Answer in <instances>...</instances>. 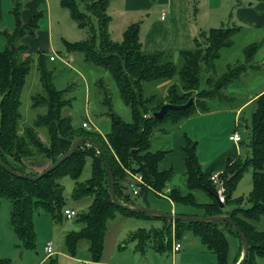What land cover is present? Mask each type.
Instances as JSON below:
<instances>
[{"label":"trees","instance_id":"obj_1","mask_svg":"<svg viewBox=\"0 0 264 264\" xmlns=\"http://www.w3.org/2000/svg\"><path fill=\"white\" fill-rule=\"evenodd\" d=\"M60 4L69 11L78 28L89 31L85 41L64 42L66 49L82 53L87 63L110 73L123 103L131 111L132 122L124 121L113 111L112 97L104 84L103 102L108 107L110 132L103 136L83 127H74L72 118L63 114V110L71 105V99L67 97L68 90H58L54 86V70L49 65L48 55L39 52L34 59L28 48L21 43L25 35L35 34L42 13H37L28 23H23L18 3L12 11L15 26L12 31L3 32L5 46L0 51V159L15 171L37 176L41 172H27V168L33 167L31 162L39 160L41 167H49L60 158L56 157V153L62 152L63 141L68 142L62 155L79 137L97 140L108 157L117 183L116 196L119 201L140 204L138 200L141 199L145 206L150 207L149 197L158 196L171 201L176 213L181 215L214 216L227 213L248 239L249 257L246 264H258L256 259L264 257V231L258 230L254 224L264 218V92L252 102L248 129L250 138L247 144L250 156L229 162L222 175L226 178L227 193H231L227 203L236 204L229 212L221 209L212 195L216 194L215 185L210 179L211 175L204 173L194 142L188 141L184 147L187 191L171 189L173 172H161L158 168L168 151L152 150L154 135L159 131H168L164 127L165 123L170 122L177 127L198 111H210V101L220 99L228 85L252 68L258 44L248 46L244 50L245 60L228 65L223 73L218 71L216 61L224 50L234 46L240 27L222 26L201 32L194 39V48L180 51L175 58L174 52L166 49L145 51L140 41L139 24L128 26L122 41H113L109 34L110 0H60ZM35 61L42 91L32 96V107H45L46 112L38 115L29 125L24 124L21 111L22 93ZM208 71L222 79L214 81ZM165 82H172L165 97L162 98L157 93L146 94V84L158 88ZM194 96L195 101L189 108L169 110L161 119L153 117V113L159 111L164 104L183 105ZM40 128L46 129L48 141L41 140L38 131ZM88 158L91 159L92 176L82 182L79 179ZM46 161L50 163L46 164ZM248 167L252 169L253 188L247 200L233 199L232 193L237 182ZM126 171L140 173L143 177L144 184L136 183L139 187L136 196L130 190L134 179ZM66 177L75 181L72 191L75 201L92 198L87 212H76L74 217L81 228L65 234L64 253L71 257H78L80 244L85 241L88 245V260L100 262L105 249L107 224L118 214L158 219L131 213L114 205L108 194L107 173L102 155L97 153L94 146L82 144L72 157L36 182L16 177L0 167V204L3 200L10 203L9 224L19 241L18 248H37L38 235L34 225L36 213L44 211L50 214L55 223H62L67 219L64 186L61 182ZM199 189L211 197L210 201L199 200L196 194ZM245 203L250 206L246 207ZM180 207L191 208L196 213L186 214ZM220 224L225 225L240 240L238 234L225 222L202 224L178 221L174 223L175 235L177 239H181L192 232L206 249L216 255L217 261L214 264H227L229 241L219 229ZM128 241L135 242L136 250L141 252L150 243L159 252L171 250L172 245L171 232L156 229H139L128 237ZM240 257L241 255L237 257L235 264ZM51 258L52 256L48 259ZM0 264H11V260H0ZM50 264L56 263L51 259Z\"/></svg>","mask_w":264,"mask_h":264},{"label":"crops","instance_id":"obj_2","mask_svg":"<svg viewBox=\"0 0 264 264\" xmlns=\"http://www.w3.org/2000/svg\"><path fill=\"white\" fill-rule=\"evenodd\" d=\"M16 1L17 0H0V51H2L5 46L3 32L12 31L15 26V19L12 11ZM40 1L41 0H30L26 4L24 10L21 11V20L23 23H28L37 14L38 3ZM43 2L46 7V21L43 23L46 25V32L42 33L39 31L36 36L33 37L31 35H25L21 39V43L25 45L29 51L37 50L38 52L45 53L48 49L50 52L47 55L51 68L52 65L50 62L56 61V58L54 61L50 60V56L53 55L54 52L58 54L59 60L61 59L60 61L63 65L73 69L75 64L77 69L82 72L84 76L86 75L85 83L87 82V93L90 90H95V93L101 98L103 96L102 85L105 84L109 89V80L111 79L116 86L112 76L108 72L110 79H107L108 75L104 69L87 63L82 53L69 52L66 49L64 42L74 43L79 41L80 38L72 37H77V30L81 29L77 26L78 29H76V31L72 28L68 32L66 26L65 30L64 26L65 22H67L66 13L61 11V9H57L52 0H43ZM61 8L63 7L61 6ZM54 11L56 17H54ZM163 13L166 14L164 19L162 18ZM108 14L111 17L109 24L110 36L114 34V32H112V34L111 31H115L116 35H118L115 40L118 42H120L121 38L123 39V34L128 26L139 24L140 41L145 51L153 52L166 49L174 52L175 58H177L180 51L194 48V39L198 38L201 32L217 27L216 25L222 27L226 22H229L233 25L231 27H240V31L235 37L234 47L236 46L237 37L239 35L241 36L244 32L243 30L247 28V31H245L247 35L241 36V38L246 37V40L242 48L240 46V52L242 51L244 54V50L248 46L257 43L259 47L253 60L255 65L251 69L264 70V0H110ZM206 18L212 20L207 22L205 20ZM54 22L61 26L58 36L65 50L64 52L55 51ZM113 36L111 39L114 41ZM224 62L230 65L232 60H226ZM223 65L220 66V72L226 70L227 65H224L225 67H223ZM245 77L246 73L238 80L228 85L224 90V95L221 96L220 99L211 100L214 104L209 103L210 111H198L191 117L182 121L179 126L173 127L170 130L168 129L167 132L165 130L159 131L154 135L158 138V141L162 142L171 138L170 141H166L170 148L159 149L168 151L158 164V168L161 172L172 171L173 178L177 172H182L186 175L187 167L184 147L187 145L188 141L194 142L197 147V142L193 140L195 138L190 135L189 130V122H192L190 121L192 118H196L198 121L204 119L221 121L225 116L223 114H229L230 120L233 117L230 115L232 113L234 114L233 126L231 127V134L229 137L233 133H238L241 136L240 142H234L228 137L229 141L233 143L230 150L220 153L211 162H201L200 156L198 155L199 162L206 175H212L214 173L224 174L229 162L250 156V150L248 147H245L242 135L238 130L243 124H245V130L250 128L251 122L245 120L243 113L250 108L252 102L264 92V83H256V81L254 82L249 77ZM116 88L118 90L117 86ZM86 97H89L88 94ZM119 97L121 99L120 93ZM222 101L230 102L233 106L231 108H221L220 105H223L221 103ZM90 104L94 107L91 110L95 112L96 108L94 104L91 101ZM96 112L99 113L101 111L97 110ZM246 126H248V128H246ZM102 135L105 136L106 134L102 133ZM248 151L249 155L247 154ZM171 152L172 154H170ZM170 188L176 187L170 185ZM199 191L200 197L203 198V196H208L203 190L199 189ZM209 198L211 199V197ZM3 202L1 203L2 205L4 204ZM167 203L169 204V209L161 210L167 213H176L174 204L171 201H167ZM2 205L0 207V260L10 259L8 257L12 254L11 247L14 242V232L9 227L10 207L9 205ZM192 212L196 213V211ZM185 213L194 214L191 212ZM121 220L122 222L134 220L138 224L137 229L135 228L136 230H129L126 232V234L120 238V240H122H118L119 242L117 241L115 243L109 255L104 249L102 260L100 262L92 261L93 264H214L217 261L216 255L206 249L200 239L198 240L201 245L199 243L197 244L195 238L198 237L192 232L184 236L188 241L185 245L180 238L177 239L176 235H173V232L175 234V225L173 222H170L172 223L170 224L169 221H155L159 219L122 215ZM139 229H156L163 230L164 232H171V250L159 252L153 247V244L150 243L146 250L141 252L136 250L135 242L126 244V242H128V237ZM176 241H179L182 247L179 251L173 252V245ZM63 254L67 255L66 253ZM50 257L51 256L48 258ZM72 258L75 259L78 264H83L84 261H90L81 257Z\"/></svg>","mask_w":264,"mask_h":264},{"label":"rangeland","instance_id":"obj_3","mask_svg":"<svg viewBox=\"0 0 264 264\" xmlns=\"http://www.w3.org/2000/svg\"><path fill=\"white\" fill-rule=\"evenodd\" d=\"M30 0H17L16 4L19 3L21 10L23 11L26 4ZM52 2L55 4L57 9H61V11H64L67 15V22H65V30L67 26L68 32L73 28H77L76 22L70 17L69 11L67 9L61 8L60 5V0H52ZM14 4V6L16 5ZM37 13H42L41 16L39 17L38 21V29L36 30L33 36H36V34L41 31L42 33L46 32V25H44V21H46V7L41 0L38 3V8H37ZM22 14V13H21ZM13 15V14H12ZM54 17L55 11H54ZM207 22H210L208 18L205 19ZM214 22V19H213ZM216 22V21H215ZM219 28V25H216ZM231 23L226 22L224 24V27H231ZM60 25L54 22V40H55V51H61L64 52V48L62 43L60 42V37L58 36V32L60 31ZM246 29V30H245ZM241 36H246L247 33V28H245ZM78 34L77 37H72V38H80L79 41L76 42H81L85 41L88 36H89V31L87 29L84 30H77ZM67 32V33H68ZM114 32V34L112 33ZM111 33L114 35V41L118 36L116 35L115 31H111ZM110 34V32H109ZM29 36V35H27ZM111 36V37H112ZM239 35L236 40V46L231 47L230 49L224 50L222 56L216 61V67L218 71L220 72V66L226 64V60H232V63H237L240 60H243L244 54L241 51L240 52V46L242 48V45L244 41L246 40L245 38H241ZM122 39V38H121ZM120 39V41H121ZM118 42V41H117ZM206 43V40L204 41ZM45 45V44H43ZM32 57L35 59L37 53H39L37 50L35 51H29ZM50 51L47 49L45 52L48 54ZM56 61L55 62H50L52 65V69L54 70V86L58 90H65L67 89V97L71 99V105H69L67 108L63 110V114L66 116H70L72 118V124L74 127H82V124L85 121H89L91 124L95 125L98 129V131L102 134H107L111 130V123H110V118L106 114L108 107L107 105L104 104V96L99 98V96L95 93V90H90L87 93V82L86 81V75L82 72H80L76 65L74 64L73 69L69 68L68 66L63 65V63L59 60L58 54L55 52ZM64 55V53H63ZM254 58V57H253ZM177 60V59H176ZM245 60V59H244ZM73 61V60H72ZM231 63V64H232ZM239 64V63H238ZM223 65V67H225ZM254 62H252V67H254ZM228 66V65H227ZM227 69V67H226ZM106 71V70H105ZM107 72V79L109 77L108 71ZM225 73L224 71H221ZM212 76V79L216 82L221 80V77H218L216 75H212L211 71L207 72ZM90 77V76H88ZM246 77H249L251 80L256 83H264V70L262 69H250L246 72ZM245 77V78H246ZM244 78V79H245ZM203 81V80H202ZM243 81V80H242ZM110 86H109V93L112 97V105H113V111L118 114L124 121L126 122H132V117H131V112L128 106H126L123 101L119 97L118 90L113 83V81L110 79L109 80ZM167 83V84H165ZM161 84L158 88H155L154 85L146 84L145 89H146V94H151V93H157L160 94V96L165 97L167 94L168 87L172 84V82H165ZM233 83V82H232ZM165 85V86H162ZM203 85L206 86V83L203 81ZM42 91V86L40 83V77L39 73L37 71L36 67V61L33 64L32 71L28 77L27 83L24 87L23 93H22V107L21 111L24 115V124H29L31 125L33 121L37 118L38 115L44 114L46 112L45 107H37L33 108L32 107V96L36 95L37 93ZM90 97H86V95ZM192 98V97H191ZM195 101V96L193 97ZM90 101L94 104L95 110H99L101 112H94L91 109L94 108L93 105L91 106ZM100 101V102H99ZM210 103L214 104V102L210 101ZM223 105H220L221 108H231L233 105L230 104V102H221ZM219 107V106H218ZM253 107L251 106L248 108L246 111L243 113V117L245 120L251 122V112H252ZM225 115L224 118L221 121H215V120H197L196 118H192L189 122V130H190V135L195 138V142H197V154L200 156L201 162H211L213 159H215L220 153L226 152L230 150L232 147V142L229 141V135L231 134V127L233 126V117L234 114H230L233 117L229 120V114H223ZM86 116V117H85ZM244 122V121H243ZM244 126V127H243ZM242 127L238 130L240 134L242 135L243 141L245 143V147L247 148V144L249 143V138H250V131L245 130V124H243ZM164 127L166 129H172L174 125H172L170 122H167L164 124ZM41 140L43 141H48V137L46 134V129L45 128H40L39 130ZM95 132V131H92ZM162 137V136H161ZM165 140L164 142L158 141V138L155 136L153 137L152 140V150H159V149H166L170 148L169 145L166 143ZM66 141H63L61 144L62 152L65 149V144ZM90 145V144H87ZM92 146V145H90ZM89 147V146H87ZM97 150V149H96ZM61 153H56V157H61ZM97 153L99 154V151L97 150ZM172 154V152L170 153ZM249 155V151L247 153ZM247 158V157H244ZM242 158V159H244ZM39 161V160H38ZM234 162V161H233ZM232 162V163H233ZM46 164H49V161L45 162ZM45 166L43 167H30L27 168V172H33V173H39L43 171ZM129 176H131L132 173L126 171ZM223 175V174H221ZM92 176V167H91V159H87V163L85 165V168L83 170V173L80 177V181L84 182L88 179H90ZM230 176V174L228 175ZM226 181V178H223ZM212 181V180H211ZM62 184L64 186L63 190V195L65 198L66 202V207L67 208H72L74 211H76L78 214L87 212L89 205L91 204L92 198L91 197H86L84 199L75 201L72 198V191L73 188L75 187V181L69 177L63 178L62 179ZM213 183V182H212ZM176 188L181 189L182 191H187L186 190V175L185 173L182 172H177L175 177L173 178V181H171V184ZM253 188V176H252V169L248 167L246 172L243 174V176L240 178V180L237 182L236 188L232 193V198L237 199V198H243L247 200L251 190ZM216 189V187H215ZM202 190V189H201ZM204 191V190H203ZM200 191L198 190L196 192L197 196L200 194ZM205 192V191H204ZM205 195V194H204ZM161 196V195H160ZM164 198V199H163ZM199 200L202 202L210 201V198L208 196H203L200 197L198 196ZM5 201V202H3ZM2 202L4 203L3 205H9L10 203L7 200H3ZM169 201L165 197H149V204L150 208L155 209V210H168L169 209V204L167 203ZM1 202V203H2ZM139 203H144L142 202L141 199L138 200ZM170 202V201H169ZM227 204V205H226ZM224 210L226 212H229L234 208L236 204L233 202H230L229 204L226 203ZM246 204V205H245ZM244 205L246 207H249L250 205L245 203ZM2 204H0L1 207ZM2 205V206H3ZM141 205V204H139ZM244 206V207H245ZM162 209V210H161ZM180 210L182 212H191L194 211L191 208L187 207H180ZM163 212V211H162ZM227 214V213H225ZM66 217V216H65ZM155 220V221H160ZM256 228L260 231H264V218H261L259 222L254 223ZM34 225H35V230L37 232V248L34 250L31 249H22L18 248L19 246V241L16 238L14 234V242L11 247L12 254L8 257L11 259V264H40L42 261L45 260L44 264H50V260L52 259L55 261L56 264H78L75 259H73L70 256H67L64 253V237L65 234L70 232V231H77L81 228L79 224H76L75 218L73 219H64L62 223H55L53 221V218L51 217L50 214L40 211L39 213H36L34 216ZM138 224L134 220H126L125 222L121 220V215H117L116 218L113 220H110L107 224V233H106V241H105V252L109 253L113 249V246L115 243L119 240L121 237L126 234L129 230H136ZM9 227L11 229V226L9 224ZM219 229L223 231V233L226 234L227 239L229 241V255H228V262L227 264H235V261L239 255H242V244L240 240L233 234H231L225 225L220 224ZM136 228V229H135ZM12 230V229H11ZM197 241V244L201 243L199 242V238H195ZM182 242L184 245L188 243V241L183 237L181 238ZM51 241L53 243V253L50 255L52 258L49 260L46 258V254L44 253V246L46 242ZM118 241V242H119ZM128 241V240H127ZM122 243V242H121ZM132 244L129 241L126 242V244ZM87 242H82L79 247L78 251V257H81L83 259H88V250H87ZM54 255V256H53ZM215 255V254H214ZM241 258V257H240ZM240 260V259H239ZM258 264H264V257H258L256 259ZM85 262V261H84ZM239 262V261H238Z\"/></svg>","mask_w":264,"mask_h":264},{"label":"water","instance_id":"obj_4","mask_svg":"<svg viewBox=\"0 0 264 264\" xmlns=\"http://www.w3.org/2000/svg\"><path fill=\"white\" fill-rule=\"evenodd\" d=\"M193 103H194L193 97L190 98L188 102L183 105H173V104L166 103L160 108L159 111H156L153 113V117L156 119H161L166 115V113L169 110L171 111L185 110L189 108ZM246 128H248V126H246ZM82 144H90L94 146L99 151V153L102 155L106 173H107L108 194H109L110 200L112 201L114 205L121 207L131 213L145 214L150 217H154L158 219H165L173 223L178 222V221L196 222V223H202V224H214V223H220V222L228 223L233 228V230L238 234V236L240 237L241 243H242V255H241L239 262H237V264H246L248 257H249L248 239L245 236L244 232L237 226L236 222L228 214H220V215H214V216L181 215V214H177L174 212L173 213L162 212L159 210L152 209L145 205L127 204V203H123L119 201L116 196V184L117 183L114 179L112 169L108 161V157L103 147L97 140L87 138V137H79L75 139L65 154H63L55 163H53L52 165H50L49 167L41 171V173L37 176L26 175L18 171H15L9 166H7L1 159H0V167L16 177L36 182L40 180L42 177H44L45 175L49 174L50 172L58 168L67 159L72 157L77 152V150L81 147ZM31 165L35 167H41L40 161L38 160L32 161ZM212 195L215 197L219 207L223 209L225 207V204L229 200L231 193L230 192L227 193L226 198H225V203H221L216 194L215 195L212 194Z\"/></svg>","mask_w":264,"mask_h":264},{"label":"built area","instance_id":"obj_5","mask_svg":"<svg viewBox=\"0 0 264 264\" xmlns=\"http://www.w3.org/2000/svg\"><path fill=\"white\" fill-rule=\"evenodd\" d=\"M165 16H166V14L163 13L162 18L164 19ZM55 58H56L55 54L50 56L51 61H54ZM82 127L88 131L99 132L97 127L95 125L91 124L88 120L83 122ZM229 138H230V140H232L234 142H240L241 141V136L238 133H233ZM131 177L134 179V182L130 184V190L133 193V195L136 196L138 194V191H139V187L137 186L136 183L144 184L143 177L140 173L131 174ZM210 179L216 185V195L219 198L220 202L225 203V198L227 195L226 181L223 179L221 173L212 174ZM65 215H66L67 219H72L75 217L76 211H74L73 209L67 208L65 210ZM173 235H175L174 232H173ZM181 247L182 246H181V243L179 241L174 242L173 252L179 251L181 249ZM44 251L46 253V258H48L53 253V243L51 241L47 242ZM44 262H45V260L42 261V263H40V264H44ZM34 264H37V263H34ZM83 264H93V262L85 261V262H83Z\"/></svg>","mask_w":264,"mask_h":264}]
</instances>
